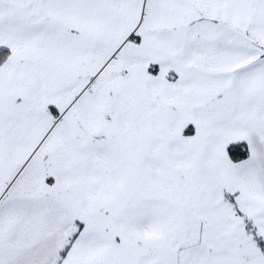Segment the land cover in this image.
<instances>
[{
    "label": "crops",
    "instance_id": "1",
    "mask_svg": "<svg viewBox=\"0 0 264 264\" xmlns=\"http://www.w3.org/2000/svg\"><path fill=\"white\" fill-rule=\"evenodd\" d=\"M0 49V264H264V0H0Z\"/></svg>",
    "mask_w": 264,
    "mask_h": 264
},
{
    "label": "rangeland",
    "instance_id": "2",
    "mask_svg": "<svg viewBox=\"0 0 264 264\" xmlns=\"http://www.w3.org/2000/svg\"><path fill=\"white\" fill-rule=\"evenodd\" d=\"M141 38V36L139 35V34H137L136 32H133L132 34H130V40H132L133 42H140V39ZM10 50H9V55H10ZM153 70V69H152ZM96 72V71H95ZM95 72H92L91 73V79L93 78V76L96 74ZM154 72H157V70H154ZM93 74V75H92ZM53 114L56 116V117H61V113L58 111L57 112V115H56V113H54V111H53ZM139 138H145V136H142V137H140L139 136ZM35 152H36V150H35ZM38 158V157H37ZM6 191V190H5ZM102 191V190H101ZM120 191L121 190H105V191H103V193L101 194H99V193H97L98 192V190H88V192H89V194H88V196L91 198V201H92V199H93V197H95L96 198V196L97 195H94V194H99V196H101L102 197V195H104V194H106V198L104 199V207L106 208V210H107V216H109L110 214H113V209H112V207L115 205V204H117L116 202H115V198H117V197H119V194H120ZM126 192H129V190H125ZM116 192V194H114ZM6 193V192H5ZM5 195V194H4ZM139 195V194H138ZM121 198H124V199H126L125 200V203H127V202H129V200H128V198H130L131 196H130V194H128V193H126V195H122V196H120ZM132 198H133V196H132ZM93 202V201H92ZM123 203V205H124V201L122 202ZM95 204V203H94ZM101 206V205H100ZM122 206V205H121ZM91 207H93L92 206V204H91ZM196 211H191L190 213H191V215H192V217H193V215L194 214H196V216L195 217H193V218H189L190 220H193L194 222H196V224L197 225H205V226H212V225H210L209 224V222L210 221H208V220H211V215H218L219 213H218V211H215V210H204V209H202V210H200V209H197V208H194ZM205 223V224H204ZM204 226V227H205ZM214 227V226H213ZM218 227V226H217ZM246 248V247H245ZM255 249L251 246V247H247V249H245L242 253H244L245 254V256H247V257H249L250 259H253V258H255V256H259V255H254V251Z\"/></svg>",
    "mask_w": 264,
    "mask_h": 264
},
{
    "label": "trees",
    "instance_id": "3",
    "mask_svg": "<svg viewBox=\"0 0 264 264\" xmlns=\"http://www.w3.org/2000/svg\"><path fill=\"white\" fill-rule=\"evenodd\" d=\"M8 57H9V50L0 49V67L8 59ZM228 154L230 158L234 161L243 160L249 156L248 145L245 142L231 144L228 146Z\"/></svg>",
    "mask_w": 264,
    "mask_h": 264
}]
</instances>
